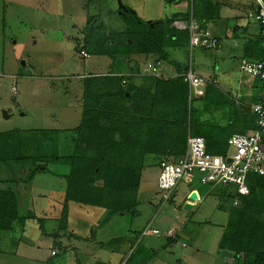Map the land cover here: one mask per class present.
<instances>
[{
	"label": "rangeland",
	"instance_id": "1",
	"mask_svg": "<svg viewBox=\"0 0 264 264\" xmlns=\"http://www.w3.org/2000/svg\"><path fill=\"white\" fill-rule=\"evenodd\" d=\"M122 2L129 8L124 13L120 12L118 0H0V132L9 133L15 130L20 132V129L21 132H25L35 129L33 132L38 135L34 141L44 144L52 141L55 134L60 131L78 127L84 109L82 77L89 73L117 75L119 68L126 69L129 67L126 62L133 59L120 57L122 60L117 61L109 55L81 49L85 44V35L92 32H102L104 36L110 35H106V32L122 33L134 29L136 24L137 29L144 28L151 19L158 20L161 17L168 19L171 11L178 7L173 0H122ZM182 5L179 8H182ZM91 19H95L93 21L95 23L91 24ZM92 25L95 29L91 28ZM82 51H85L86 55L82 54ZM208 54V51L198 48L193 53L194 64L203 70L205 77L215 74L216 66L215 71L219 70V74H215L217 86L223 88L221 84L227 75L239 79L240 66L232 68L235 62L240 65L238 59L216 64L213 55L209 57ZM180 55L181 60L188 62L189 53L186 54L183 50ZM138 57L142 58L141 55ZM200 70L197 69L198 72ZM98 89L91 85L88 91L91 90L90 94H93L92 91ZM228 90L235 92L231 88ZM193 105L195 108H202L205 102L195 100ZM5 111L9 117L5 116ZM223 114L226 116L225 112ZM46 134L51 136L46 137ZM27 146L25 156H31L26 158L28 161L25 159L23 161L26 166L24 173L29 171L27 167L32 166L33 153L37 150L34 145L27 143ZM58 148L53 147L54 150ZM231 150L232 147L228 143V151ZM40 152L41 150L38 151ZM233 153L232 150L231 154ZM157 160L150 156L145 162L141 185L136 195L137 201L132 202L136 204L134 211L127 210L128 214L124 217L116 214V218L123 221L114 223L115 229L110 225L103 230L105 233L111 231V235H114V232H126L133 237L131 250L127 252L124 263L129 261V264H230L229 252L220 248V241L230 217L227 208L240 202L238 198L233 201V197L237 195L235 185L227 187L221 184L215 187V184H203L200 182L199 174L195 173L193 184L183 178L177 185L175 202H166L158 193L157 179L160 168L157 166ZM2 164L0 163V184L3 186L8 184L20 192L24 210L31 209L41 217L48 215L45 229H49V232L55 230L57 227L55 220L61 219L62 215L69 219L71 213L73 224L78 222L80 226L86 224L87 220H97L98 213L94 212V207H85L86 204L82 205L75 201L70 203L72 212L69 210V204L68 211L64 209V204L60 210L58 204H45L43 201L39 204H28L31 191L37 196L46 194L41 189L60 187L61 182H65L66 186L65 178L41 172L36 175L37 181H34L31 187H27L26 192L21 184L8 181L13 176H22L19 169L23 165L15 164V169L9 170L1 166ZM51 166L55 171H69V166L63 161L57 165L50 162L48 167ZM99 179L102 183V179ZM191 185L195 186L203 199L201 203L194 204L193 208L186 209V196L193 192L190 189ZM224 192L231 194L232 199L225 196L222 201L219 196H223ZM223 205L225 207H222ZM89 211L93 212L92 215L88 214ZM107 213L109 215V212ZM27 221L26 228L23 227L25 232L20 226L15 233L0 232V264H79L82 261L85 264H92L84 259L82 243L78 239L66 236L57 239L52 235L42 234L33 219ZM128 226L133 232L126 230ZM142 227L148 228L146 235L137 232ZM95 228L98 229L97 226ZM152 228L159 229L161 234L150 236L154 235L149 234ZM168 228L174 229L177 234L174 242L177 244L170 247H167L169 239L164 234ZM170 233L171 236L175 235L173 230ZM56 239L63 247L58 249L54 246ZM152 244L155 247L148 249L147 245ZM53 248L58 250L57 256L52 255ZM113 248H118L113 257L119 260L122 252L128 248V243L120 240Z\"/></svg>",
	"mask_w": 264,
	"mask_h": 264
},
{
	"label": "trees",
	"instance_id": "2",
	"mask_svg": "<svg viewBox=\"0 0 264 264\" xmlns=\"http://www.w3.org/2000/svg\"><path fill=\"white\" fill-rule=\"evenodd\" d=\"M94 20L91 19L90 23H95ZM173 22L172 18L157 20L138 29L136 24L134 29L122 33L106 32V35L110 34L108 36H104L102 32H92L85 36L84 45L90 52L109 55L117 61L133 58L134 54H154L164 59L168 57L166 47H178L189 42V35L186 36V33L171 26ZM152 67L157 70L156 66ZM179 78L176 80L179 83L178 89L165 90L162 79L156 77L155 89L150 91L132 85L126 86L117 75L88 76L84 80L86 92L82 120L77 128L62 130L55 134L52 141L44 144L34 141L38 135L33 132L35 129L0 132L1 166L14 169L15 164L23 165L19 169L22 176H13L8 181L21 184L24 190L31 185L38 173L49 172L65 178L66 211L69 201L108 208L110 213L134 211L136 204L132 202L137 201L144 160L142 155H138L140 149L129 148L125 142L130 139L134 143L132 138L135 133L136 136L145 131L151 136L158 134L166 144L161 147L170 157L182 155L186 151L189 133L197 135L193 131L195 123L189 101L191 88L183 77ZM98 81L99 89L90 94L89 86H95ZM174 108L177 113L173 112ZM57 131L59 130H54ZM131 132H134L132 138ZM50 134H46V137H50ZM27 143L37 147V150L33 153L32 166L27 167L29 171L24 173L26 166L23 161H28L26 158L31 156H25ZM206 145L210 153H228V143L214 145L206 138ZM54 146L59 148L54 150ZM139 147L143 148L142 145ZM153 147L154 144L148 147L144 145V151H150ZM61 161L69 166L68 172L48 167L50 162L57 165ZM99 178L103 180L101 186L97 184ZM247 182L249 193L243 195L237 192L239 204H232L227 208L230 217L224 227L220 248L228 250L230 264H264V175L249 174ZM20 197V192L10 185H0V232L15 233L18 226L25 232L27 220L33 219L42 234L55 238L76 236L69 230L66 215L56 220L57 227L49 232V229H45L48 215L41 217L26 206L27 210H24ZM104 221L100 224L103 225ZM57 239L54 246L59 249L63 246ZM51 252L53 256L58 255L56 248Z\"/></svg>",
	"mask_w": 264,
	"mask_h": 264
},
{
	"label": "crops",
	"instance_id": "3",
	"mask_svg": "<svg viewBox=\"0 0 264 264\" xmlns=\"http://www.w3.org/2000/svg\"><path fill=\"white\" fill-rule=\"evenodd\" d=\"M173 1L176 3V6L178 7H176L171 11V14L168 16V18L174 19V23H175V21L177 20L190 22L191 17H193L196 24L198 25V29L201 32H205V31L210 32L212 37L217 40V45L215 47L191 46L190 29L179 28L176 25L172 24L171 26H174L176 30L186 33L185 34L186 36L187 34L189 35V42H186L187 43L186 45H180L178 47L170 46L169 48L166 47L165 51L168 53V57L164 59L159 58L158 55H154V54L148 56L144 54H134L133 59H130L131 61L126 62L129 67H126V69L120 67L117 72V76L119 78H122V83L126 86L132 85L136 88H141L144 90L148 89L150 91L151 90L154 91L156 86L154 85L155 78L159 77L162 79L164 83L163 87H165L164 88L165 90H173L175 88L178 89L179 83L176 80L180 79L179 77H183L184 81L187 82L189 87L191 88L190 82L186 80V74L191 70L193 73L197 74L203 80V84L200 85V88L203 90V93L197 94L194 92L192 88L189 90V101L192 107V115L195 123L193 125V131H195V133L197 134L195 136H201L205 140L206 138H209L212 144L221 145V144L229 143V140L232 137V135L236 133H250L255 131L258 128V116L254 111V105L262 100L263 83L262 80H260L258 77L256 78L255 76L245 72L242 69V63L245 61H251V62L259 61L264 57V37L262 34V22L258 18V13H259L258 10L260 9L258 1L257 0H173ZM181 5L182 8H179V6ZM126 8H127L126 11H128L129 8L128 7ZM134 13L136 12L134 11ZM165 19L167 18L161 17L158 20H165ZM153 21H157V20L151 19V21L149 22L151 23ZM96 28L99 29L98 26H96ZM100 30L102 31V29ZM196 48L208 51L209 57L210 55H213V61L216 64L217 63L221 64V62L225 63L227 62V60L230 59H238L240 65H238L235 62L232 64V68L235 69L237 66H240L241 72L239 75V79L236 80V76L233 77L232 75H227L225 77L223 76L224 77L223 83L221 84L223 88L217 86L218 84L216 82L217 79L215 76L219 74V70L215 71V69H217V67L215 66L214 73L216 75L209 74L208 77H205L202 73L203 70H200L199 66L197 64L196 65L194 64L193 53ZM81 49H85L86 51H88L85 45L81 46ZM183 50L185 51L186 54L189 53V58H188L189 63L185 60H181L180 53ZM236 54L238 55L236 56ZM140 55L142 58L138 57ZM150 65L156 66L157 70H154L153 67H150ZM158 65H160V67H158ZM197 69L200 70V72H198ZM107 75H115V74L109 73ZM88 76L99 77L103 75L102 74L93 75L92 73H89L82 77L83 86H84L83 100L86 92L84 80ZM94 85L95 88L100 87V83H95ZM230 88L232 90H235V92L232 93L231 91H229L228 89ZM14 90H16V87H14ZM190 91L192 94H190ZM195 100L198 101L201 100L205 102L204 107L195 108L193 105ZM164 111L167 110L164 109ZM173 112H176L175 108ZM223 112H225L226 116H224ZM242 130H246L247 132L246 131L243 132ZM189 135L191 134L189 133ZM132 137H134V132H131L130 138ZM132 140H134V143H132L130 139H128L125 143L129 145V148H138L141 150L138 153V155L139 154L142 155V158L144 160V165L148 157L154 156L155 159H158L156 162L161 172V163L164 161V159H167L169 157V154L166 155L165 149L162 148L165 147L166 144L162 141L161 136H159L158 134L151 136L149 132L145 131L140 136H136L135 133V137L132 138ZM152 144H154L152 150L144 151V149H146L144 148V145L145 147H148ZM139 145H142L143 148H140ZM187 149H188V144L186 147V151ZM182 155L180 154H178L177 156L170 155L167 161L177 162ZM159 175H158V179H159ZM36 179L37 176L33 179L31 185L34 181H37ZM38 181H40V179H38ZM192 182L191 184H193ZM60 184H61L60 187H48L47 190L41 189L43 192H46V194H40L38 196L35 192L31 191L29 193L30 198L28 204H39L40 202L43 201L45 204H58L59 206L58 210H60V207L63 208V204L65 203L66 200L65 182H61ZM97 184H99L100 186L103 185V180L102 183H100V179H98ZM218 185L221 184H215L214 186L217 187ZM225 186L229 187L230 185H225ZM235 187L237 189L236 191L239 193L237 186ZM190 189L193 192L189 193V196L188 195L186 196L187 197L186 202H191L192 204L201 203L203 198H201L200 193L198 192L197 189H195V186L191 185ZM24 191L27 192V188H24ZM158 193L161 194L159 186H158ZM175 194L177 195V193ZM225 196L228 197V199L230 198L232 199V195L227 194L226 192H224L223 196H219V197L223 201ZM175 198L173 202H175ZM236 198H238L237 195L234 197L233 201H235ZM70 203L71 201H69L68 203L69 210L70 212H72L70 208ZM81 204L84 205V203ZM85 207L95 208L94 212L98 213L97 220L95 221L87 220L86 224L80 226L78 222L73 224L72 214L70 213L68 227L70 232L75 233L76 236L74 235L75 237L72 238L69 237V238L78 239V241L82 243L81 246L83 249L82 252L84 253V259H86L88 263L92 262V264H105V263L125 264L124 260L127 256V252L131 250V244H132L131 238L133 237L130 236V233H126V232L124 233L114 232L113 233L114 235H111V231L105 233L103 230L109 227L110 225H113L111 227H114V223H119L120 221H123V220H118L116 218V214H119L120 217H124L128 213L126 211L110 213V209L108 208L93 206V205H89V206L86 205ZM54 209L57 210L56 208ZM89 209L92 210V208ZM107 212H109V215ZM92 213L93 212L91 211L88 212L89 215H92ZM103 220H105L104 221L105 223H103L102 225L100 224V222ZM57 223L58 222L56 221V224ZM95 226H97L98 229L95 228ZM147 227L145 228L147 229ZM145 228L143 229L142 227V229L137 230V232L144 233V231L146 230ZM126 230L127 231L129 230V232H133V230H131L129 226L128 229ZM172 230L175 232L174 236L166 235L167 239H169L167 247H170L171 245L174 246L177 244L174 243L175 239L177 238L176 231L172 228H168L166 232ZM150 236L155 237V234ZM66 238H68V236H66ZM120 240L122 242L128 243V248L124 253L122 252L121 258L117 260L116 258L113 257V254H116L118 248H113V246L115 245V243H117ZM152 247H155V245L153 244L152 246L147 245L148 249H152ZM74 249L75 250L77 249L76 245ZM79 264H85V263L82 261Z\"/></svg>",
	"mask_w": 264,
	"mask_h": 264
},
{
	"label": "built area",
	"instance_id": "4",
	"mask_svg": "<svg viewBox=\"0 0 264 264\" xmlns=\"http://www.w3.org/2000/svg\"><path fill=\"white\" fill-rule=\"evenodd\" d=\"M260 9L258 18L262 22V34L264 37V0H257ZM174 25L179 28H188L191 31V46L215 47L217 40L210 32H201L193 17L190 22L177 20ZM82 54L86 55L85 51ZM150 67H152L150 65ZM156 70V68H153ZM242 69L262 80V100L254 105V111L258 116V128L250 133H236L232 135L229 143L234 151H228L226 155L210 153L207 150L206 140L201 136L189 135L188 149L177 162L163 161L158 179V186L165 201L172 199L180 180L185 178L191 183L195 173L199 174L203 184L235 185L239 193L246 195L250 188L247 182L249 174L264 175V57L259 61H245ZM186 80L190 82L195 93L201 94L200 85L203 80L191 70L186 74ZM148 228L144 234L148 233ZM152 234H161L157 228H152ZM165 235L171 236L170 231ZM55 254V251H53Z\"/></svg>",
	"mask_w": 264,
	"mask_h": 264
},
{
	"label": "water",
	"instance_id": "5",
	"mask_svg": "<svg viewBox=\"0 0 264 264\" xmlns=\"http://www.w3.org/2000/svg\"><path fill=\"white\" fill-rule=\"evenodd\" d=\"M118 1H119L120 12L122 13V12L126 11L127 8H126V6L123 4L122 0H118ZM4 113H5V116H6V117H9V114H7V111H5ZM175 195H176V194H174L173 197H172V199L170 200L171 202L174 201ZM193 206H194V204H192L191 202H187V203L185 204V208H186V209H191V208H193Z\"/></svg>",
	"mask_w": 264,
	"mask_h": 264
},
{
	"label": "clouds",
	"instance_id": "6",
	"mask_svg": "<svg viewBox=\"0 0 264 264\" xmlns=\"http://www.w3.org/2000/svg\"><path fill=\"white\" fill-rule=\"evenodd\" d=\"M175 193H176V190H175ZM175 193H174V194H175ZM169 201H170V200H169Z\"/></svg>",
	"mask_w": 264,
	"mask_h": 264
}]
</instances>
